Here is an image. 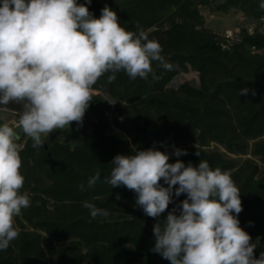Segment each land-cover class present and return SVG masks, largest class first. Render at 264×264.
<instances>
[{
  "label": "trees",
  "instance_id": "obj_1",
  "mask_svg": "<svg viewBox=\"0 0 264 264\" xmlns=\"http://www.w3.org/2000/svg\"><path fill=\"white\" fill-rule=\"evenodd\" d=\"M260 2L92 0L87 5L97 18L108 6L127 31L144 30L160 43L173 69L154 61L158 79L150 74L147 80H130L120 71L111 84V73L105 74L94 85L83 124L55 130L39 149L18 131L21 191L29 194L31 205L15 218L20 234L0 250V264H170L152 251L153 226L163 223L185 195L174 197L153 219L136 205L135 192L106 182L116 155L149 148L184 149L187 155L178 159L186 165L206 160L213 169L230 171L241 193L240 226L257 244L259 258L264 252V33L250 36L247 27L259 28L264 20ZM201 5L220 14L239 13L245 24L238 40L208 29ZM189 72L198 75V83L173 85ZM244 88L248 94L239 95ZM1 111L18 120L21 106L11 103ZM77 135L76 145L67 142ZM97 171L100 180L87 187ZM84 201L110 215L92 219Z\"/></svg>",
  "mask_w": 264,
  "mask_h": 264
},
{
  "label": "clouds",
  "instance_id": "obj_2",
  "mask_svg": "<svg viewBox=\"0 0 264 264\" xmlns=\"http://www.w3.org/2000/svg\"><path fill=\"white\" fill-rule=\"evenodd\" d=\"M91 2L0 0V106H21L14 126L0 124V250L19 237L15 218L31 205L29 194L21 191L23 145L16 129L39 149L42 136L72 122L83 124L94 85L105 74L111 73L107 76L111 84L120 71L130 80H147L150 74L158 79L154 61L173 69L158 41L144 30L127 31L108 6L95 17L87 6ZM259 7L264 9V0ZM249 91L241 89L239 95ZM173 154L180 157L187 150L175 149ZM169 160L168 154L154 148L118 154L106 178L112 187L123 185L135 192L136 205L153 219L169 209L174 197L185 195L163 223L154 224L152 251L170 264H264V252L256 258L257 244L240 226L241 193L231 172L213 169L206 160L198 165ZM98 180L99 171L88 179L87 187ZM83 207L92 219L110 215L89 201Z\"/></svg>",
  "mask_w": 264,
  "mask_h": 264
},
{
  "label": "rangeland",
  "instance_id": "obj_3",
  "mask_svg": "<svg viewBox=\"0 0 264 264\" xmlns=\"http://www.w3.org/2000/svg\"><path fill=\"white\" fill-rule=\"evenodd\" d=\"M200 1L202 0H197V2H200ZM200 10L205 20V26L208 29H211L221 34H224L227 31L234 32L235 30L240 29V26L242 24H245V20H243L242 16L239 13L231 12L229 14H220V13L214 12L213 6L211 5L209 6L201 5ZM198 81H199L198 75L196 73L189 72L188 74H183L180 77H178L174 81L173 85L178 86L185 82L198 83ZM0 119L2 121L1 124L9 123L10 125H13V126L18 121L16 120L15 116L12 113L5 112V111L0 112ZM71 125L66 126L64 129L70 128ZM16 131L17 132L19 131L22 134V131L19 128H17ZM46 136H42V139L46 138ZM80 138L81 137L77 135V136H74L73 140L69 139V141L73 143V146H74L78 143ZM174 150L175 149L173 148H168L162 151L170 156V160H169L170 163H174L179 158L173 154Z\"/></svg>",
  "mask_w": 264,
  "mask_h": 264
},
{
  "label": "built area",
  "instance_id": "obj_4",
  "mask_svg": "<svg viewBox=\"0 0 264 264\" xmlns=\"http://www.w3.org/2000/svg\"><path fill=\"white\" fill-rule=\"evenodd\" d=\"M258 27L259 28H256L254 26L247 27V33L250 36H253L256 33V31L258 33L259 32L264 33V20L261 22V24ZM240 32H241V30L240 29H237L234 32L227 31L223 35H232L234 37V41H236V40H238V38L240 36Z\"/></svg>",
  "mask_w": 264,
  "mask_h": 264
},
{
  "label": "bare ground",
  "instance_id": "obj_5",
  "mask_svg": "<svg viewBox=\"0 0 264 264\" xmlns=\"http://www.w3.org/2000/svg\"><path fill=\"white\" fill-rule=\"evenodd\" d=\"M225 37L228 39V40H234V37L232 35H225Z\"/></svg>",
  "mask_w": 264,
  "mask_h": 264
},
{
  "label": "water",
  "instance_id": "obj_6",
  "mask_svg": "<svg viewBox=\"0 0 264 264\" xmlns=\"http://www.w3.org/2000/svg\"><path fill=\"white\" fill-rule=\"evenodd\" d=\"M170 140H171V139H170ZM170 140H169V141H170ZM67 142H69V140H67ZM46 149H47V148H46Z\"/></svg>",
  "mask_w": 264,
  "mask_h": 264
}]
</instances>
